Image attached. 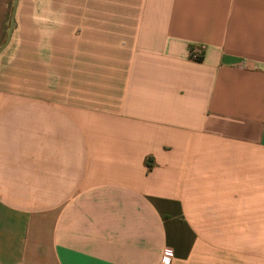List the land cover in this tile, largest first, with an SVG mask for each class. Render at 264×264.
Returning a JSON list of instances; mask_svg holds the SVG:
<instances>
[{
    "label": "crops",
    "instance_id": "1",
    "mask_svg": "<svg viewBox=\"0 0 264 264\" xmlns=\"http://www.w3.org/2000/svg\"><path fill=\"white\" fill-rule=\"evenodd\" d=\"M10 15L35 50L0 69V264H264V0Z\"/></svg>",
    "mask_w": 264,
    "mask_h": 264
},
{
    "label": "rangeland",
    "instance_id": "2",
    "mask_svg": "<svg viewBox=\"0 0 264 264\" xmlns=\"http://www.w3.org/2000/svg\"><path fill=\"white\" fill-rule=\"evenodd\" d=\"M1 1V0H0ZM16 2L17 0H11ZM12 19L0 20V49L3 48L8 39ZM26 22L14 21L12 36L8 44L0 52V69L2 71L8 68H17L26 56H33L35 50V38L31 36L20 37V28L24 30ZM21 24L22 25L21 27Z\"/></svg>",
    "mask_w": 264,
    "mask_h": 264
},
{
    "label": "built area",
    "instance_id": "3",
    "mask_svg": "<svg viewBox=\"0 0 264 264\" xmlns=\"http://www.w3.org/2000/svg\"><path fill=\"white\" fill-rule=\"evenodd\" d=\"M192 57H194L195 59H200L201 58V51L198 49H193L192 50ZM162 263L163 264H171L172 263V256L167 254L163 256L162 259Z\"/></svg>",
    "mask_w": 264,
    "mask_h": 264
},
{
    "label": "water",
    "instance_id": "4",
    "mask_svg": "<svg viewBox=\"0 0 264 264\" xmlns=\"http://www.w3.org/2000/svg\"><path fill=\"white\" fill-rule=\"evenodd\" d=\"M13 27H14V19L12 18V23H11V27H10V31H9V35H8V39H7V41L5 42L3 48H4V47L8 44V42L10 41V38H11V36H12ZM3 48L0 49V52L2 51Z\"/></svg>",
    "mask_w": 264,
    "mask_h": 264
}]
</instances>
